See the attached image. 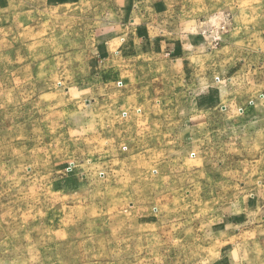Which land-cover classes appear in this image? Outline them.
I'll use <instances>...</instances> for the list:
<instances>
[{
	"label": "rangeland",
	"instance_id": "1",
	"mask_svg": "<svg viewBox=\"0 0 264 264\" xmlns=\"http://www.w3.org/2000/svg\"><path fill=\"white\" fill-rule=\"evenodd\" d=\"M146 5L0 0V264H264V0Z\"/></svg>",
	"mask_w": 264,
	"mask_h": 264
},
{
	"label": "crops",
	"instance_id": "2",
	"mask_svg": "<svg viewBox=\"0 0 264 264\" xmlns=\"http://www.w3.org/2000/svg\"><path fill=\"white\" fill-rule=\"evenodd\" d=\"M53 1L58 2V4H62V6H65V4L67 3L81 4L82 1H85V2L97 1L98 2V0H53ZM103 1L108 2V4L113 5V7L110 8V12L105 14V16H108L110 18H113V17L118 18V16L114 14V12L119 9L121 12H125L127 14V18L131 20H134V19L140 20L142 18L141 24L138 25L140 29L142 28V26H144V23L147 21L146 20L145 22H143L147 11L151 9L148 5H146L147 3L150 2V0H100V2H103ZM133 26L136 27V25L134 24ZM160 27H162L161 24H160ZM203 27L205 29H208V27H205V26ZM162 37L163 38L159 39L160 42H158L159 44L157 45L159 48L156 51H158L159 53L166 52V51H176L177 54L182 53L184 55H187L188 48H186L185 46L181 48L179 45H176L179 39V34L164 31ZM190 42H192V46H190V49H193V51H197L198 48H201L200 46L201 40L199 41L197 37L190 38ZM145 43H151L150 46L152 47L155 42L146 41Z\"/></svg>",
	"mask_w": 264,
	"mask_h": 264
},
{
	"label": "built area",
	"instance_id": "3",
	"mask_svg": "<svg viewBox=\"0 0 264 264\" xmlns=\"http://www.w3.org/2000/svg\"><path fill=\"white\" fill-rule=\"evenodd\" d=\"M216 44H217V43H216ZM74 166H75L74 164L69 165V167H68V171H70V172L73 171Z\"/></svg>",
	"mask_w": 264,
	"mask_h": 264
}]
</instances>
